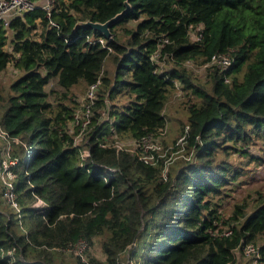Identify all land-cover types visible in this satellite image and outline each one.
<instances>
[{
    "label": "trees",
    "instance_id": "16d2710c",
    "mask_svg": "<svg viewBox=\"0 0 264 264\" xmlns=\"http://www.w3.org/2000/svg\"><path fill=\"white\" fill-rule=\"evenodd\" d=\"M126 1L55 0L50 17L37 6L0 24V73L11 63L21 71L8 93L0 79V124L19 157L15 190L27 230L0 206V264H228L242 238L264 249L262 192L222 211L246 174L228 157L264 164V0H128L112 36L76 27L109 20ZM197 24L204 30L195 41L189 32ZM162 36L170 39L163 51L171 65L159 73L151 54ZM229 50L233 65L215 67L208 79L185 64ZM98 79L88 143L75 147L67 132L74 107L55 108L48 86L68 91ZM176 84L190 100L176 127L184 134L188 126L183 144L165 137L154 164L100 144L165 127ZM226 227L230 235L221 234ZM81 238L89 242L87 260L66 262L63 248ZM98 238L104 258L90 249Z\"/></svg>",
    "mask_w": 264,
    "mask_h": 264
},
{
    "label": "built area",
    "instance_id": "2783aa9c",
    "mask_svg": "<svg viewBox=\"0 0 264 264\" xmlns=\"http://www.w3.org/2000/svg\"><path fill=\"white\" fill-rule=\"evenodd\" d=\"M55 0H46L43 4L32 0H0V24L8 27L12 17L24 14L25 12L34 10L37 6H41L47 10V14L51 16V9ZM52 25L57 23L50 19ZM204 30L203 24L192 25L190 28V38L192 40H200L202 32ZM101 43H105L103 37L99 38ZM170 42L167 36H162L158 39L156 48L151 54L153 63L156 64V71L162 72L166 68V62L169 57L168 53L163 51L164 46ZM234 56L229 51L217 52L211 56V58L203 65L209 67L211 70L215 67H219L221 71H227L234 63ZM185 64L193 65L192 60H187ZM229 80V78H227ZM101 80L98 79L96 82L90 84L86 89L84 96L79 101V106L74 109L71 120L69 121L67 132L70 133L74 138V146L79 147L85 143H88V133L91 128L92 118L94 113V106L97 99V90L100 86ZM177 93H182L181 85L176 84ZM176 96V95H175ZM101 110V109H100ZM106 117V109L101 110V116ZM167 124L165 127L159 128L156 132H150L141 136L140 138L129 137L127 142L132 145V148H127L124 139L111 135L106 141H102V146L116 147L118 149H127L138 156L140 160L148 164H154L157 162L159 155L163 152V139L168 134ZM188 126L185 128L184 134L178 138L176 145L183 144L186 138V132ZM0 137L6 140V146L0 153V197L3 198L4 202L12 208L15 215L18 218V224L21 229L26 233L27 230L23 226L22 210L21 205L18 201L17 192L15 190L17 180V165L19 163V157H14L11 154V140L9 139L8 132L0 124ZM15 142H21L19 138L13 139ZM125 141V140H124ZM26 146V144L24 143ZM84 154H87L89 149L87 146L83 148ZM179 152V150H177ZM30 152L27 150V158H29ZM167 175V169L164 170V176ZM38 206H45L46 201L43 198H38ZM232 229L226 227L221 232L222 235H230ZM89 247V242L86 239H78L71 243L69 246L63 248L71 253H75L80 256L82 260L86 261V250ZM14 249V248H12ZM228 264H264V249L262 244L249 241L246 238H242L239 244L232 249V258Z\"/></svg>",
    "mask_w": 264,
    "mask_h": 264
},
{
    "label": "rangeland",
    "instance_id": "374dc122",
    "mask_svg": "<svg viewBox=\"0 0 264 264\" xmlns=\"http://www.w3.org/2000/svg\"><path fill=\"white\" fill-rule=\"evenodd\" d=\"M107 64L110 68H113L112 60L109 58L107 60ZM171 63L169 61L166 62V67H169ZM189 70H192L195 74H197L200 78L208 79L210 75V68L205 67L203 63H195L193 65L186 64ZM21 71L14 68L12 63L8 65L7 69H4L3 72L0 73V79L2 81L3 87L5 92H10V85L13 81H15L18 76L20 75ZM87 89V86L80 81L78 84H75L71 87L68 91L58 86L55 81L48 86V90L51 91L49 95V100L54 104V107L57 108L59 103H70L74 109L79 106L80 99L84 96V93ZM176 90L171 94L170 99H175V103H171L168 100V105L166 107L167 114V127L169 129L168 134L166 135V139L170 144H173L178 140L180 136H182V132H180L176 127L179 125L181 126L182 121H186L187 117V106L190 104V100L187 94L184 95L182 92L180 95L177 93ZM183 91V90H182ZM68 94L65 96L64 93ZM189 100V101H188ZM175 127L177 130L173 134L171 128ZM129 137H123V142L127 148H132V145L127 142ZM165 139V140H166ZM2 140L0 139V146ZM260 144L257 146H253L250 150L253 153H260L259 151ZM2 148V147H1ZM0 148V149H1ZM28 150H32V146L28 145ZM222 158L224 156L222 155ZM230 162H232L237 168L242 169L246 174L241 175L240 183L237 186H234V190L232 191L230 197L225 201L222 206V211L225 215L231 214L234 206L236 203H242L247 198H255L262 192L264 194V164H258L255 161H248V157L241 155V154H232L229 157ZM175 159V158H174ZM239 166V167H238ZM242 166V168H240ZM168 170V168H167ZM1 207L8 211L12 212V208L8 206L2 197H0ZM23 230V229H22ZM92 253L97 255L100 258H104V253L102 252L101 245H100V238H98L95 244L90 248ZM86 256L88 257V252H85ZM74 256H77L75 253H64V258L66 262H70L74 260Z\"/></svg>",
    "mask_w": 264,
    "mask_h": 264
},
{
    "label": "water",
    "instance_id": "95a60500",
    "mask_svg": "<svg viewBox=\"0 0 264 264\" xmlns=\"http://www.w3.org/2000/svg\"><path fill=\"white\" fill-rule=\"evenodd\" d=\"M125 4H126V7H125L124 10H122L120 13L116 14L115 16H113L112 18H110L109 20H107L105 22H98V21H92V20L79 21L76 24V27H79V26L91 27L94 30L101 31L105 36L110 37V36H112V32H111V29H110L112 24H114L128 10L131 9V4H130V2L128 0L125 2Z\"/></svg>",
    "mask_w": 264,
    "mask_h": 264
},
{
    "label": "crops",
    "instance_id": "0c3cea01",
    "mask_svg": "<svg viewBox=\"0 0 264 264\" xmlns=\"http://www.w3.org/2000/svg\"><path fill=\"white\" fill-rule=\"evenodd\" d=\"M46 0H39V3L40 4H43L44 2H45ZM175 99H177L176 98V96H175ZM175 99H170L169 101L171 102V103H175V101H172V100H175ZM168 104V103H167ZM172 129V131L175 129V127H173V128H171ZM1 202V201H0ZM0 206H1V203H0Z\"/></svg>",
    "mask_w": 264,
    "mask_h": 264
}]
</instances>
